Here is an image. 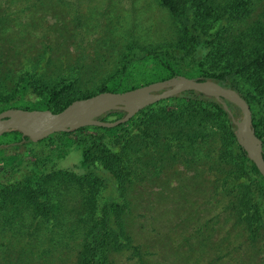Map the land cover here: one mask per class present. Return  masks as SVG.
Instances as JSON below:
<instances>
[{"label": "trees", "instance_id": "1", "mask_svg": "<svg viewBox=\"0 0 264 264\" xmlns=\"http://www.w3.org/2000/svg\"><path fill=\"white\" fill-rule=\"evenodd\" d=\"M157 1L179 25L181 38L177 44L129 50L117 73L91 94L75 96L67 93L70 85H64L30 98L34 92L28 77L15 96L0 100V112L8 108L58 112L77 99L105 91L124 92L177 75L212 79L224 82L248 104L255 135L262 140L264 158V22L257 21L251 27L260 49L248 64L236 60L216 71L209 67L211 55L228 56L217 47L219 34L245 16L239 12L227 14L225 8L215 4L216 0ZM233 8L239 6L229 10ZM217 20L219 24L215 26ZM245 73L250 81L248 86L241 80ZM166 106L171 110H165ZM228 106L237 112L234 106ZM122 116L121 111H111L100 119L113 121ZM182 120L209 122L214 127L213 134L216 130L222 137L225 154H221L220 162L210 163L214 166L208 171L215 176L210 183L202 162L205 143L209 144L205 135L194 130L193 135L189 131L162 135L155 128L160 122ZM161 141L166 142L167 148L156 153L152 170L146 167V152L142 156L130 153L136 145L144 144L148 150L150 145L156 146ZM72 150L80 153L78 163L67 169L57 167V162ZM168 152L174 153L172 157ZM220 166L222 172L217 170ZM216 171L222 173L223 185L215 184L219 180ZM113 181L117 196L109 198L108 186ZM173 181L184 194L189 188L196 189L193 184L196 181L199 186L211 189L214 196L221 194L224 185H232L227 182L236 183L240 189L231 203L232 212L238 214L250 234L255 235L262 227L264 178L236 143L221 106L197 92H183L161 100L113 128L87 126L52 134L35 144L18 131L4 133L0 136V264H114V254L130 249L138 254L128 228L131 223L127 212L129 207L134 210L143 203L126 199L130 191L141 189L135 199L151 196L153 202L144 204L155 207L160 188ZM70 184L78 185L81 191L85 188L92 191L90 199L83 197L90 210L71 213L73 205L62 209L59 198L69 191ZM202 189L193 190L192 194H205ZM103 196L107 203H102ZM4 211L10 216L2 217Z\"/></svg>", "mask_w": 264, "mask_h": 264}, {"label": "rangeland", "instance_id": "2", "mask_svg": "<svg viewBox=\"0 0 264 264\" xmlns=\"http://www.w3.org/2000/svg\"><path fill=\"white\" fill-rule=\"evenodd\" d=\"M215 4L225 8L227 14L239 12L245 17L219 34L217 47L228 56L220 58L212 53L209 67L217 71L236 60L248 64L260 49L251 27L257 21L264 22V0H216ZM235 5L239 8L229 10ZM218 24V20L214 22ZM180 38L179 25L157 0H0V100L15 96L28 77L34 92L30 98L64 85H70L67 93L75 96L95 93L117 73L129 50L172 46ZM247 75L241 79L245 86L250 83ZM164 109L171 110L167 106ZM155 128L162 135L177 131L193 135V130L204 134L209 144L205 143L202 162L209 183L214 181V174L209 172L214 165L210 163L220 162L225 149L219 131L213 134L209 122L169 121L157 123ZM166 148V142L161 141L148 150L144 144L136 145L130 153L142 156L146 152L145 164L152 170L156 153ZM79 159V151L72 150L57 162V167L72 168ZM216 173L219 180L215 184L223 185L222 173ZM114 183L108 186L109 198L116 195ZM193 184L196 189L189 188L187 194L178 189L176 181L158 189L155 207L144 204L153 202L151 196L135 199L141 189L130 191L127 201L143 203L134 210L129 207L127 212L133 245L138 246L141 257L133 249L126 250L112 256L114 264H264V219L252 235L231 210L240 187L227 182L232 185H224L221 194L214 196L211 189L196 181ZM199 188L205 194H192ZM68 189L59 198L63 210L69 205H73L69 211L74 213L90 210L83 197L90 199L92 191H81L76 184ZM104 196L102 203L106 202ZM3 213L2 217L10 216Z\"/></svg>", "mask_w": 264, "mask_h": 264}, {"label": "water", "instance_id": "3", "mask_svg": "<svg viewBox=\"0 0 264 264\" xmlns=\"http://www.w3.org/2000/svg\"><path fill=\"white\" fill-rule=\"evenodd\" d=\"M188 91L210 97L221 106L236 143L264 178L262 140L255 135L248 104L224 82L212 79L177 75L124 92L105 91L77 99L58 112L48 109L8 108L0 112V136L18 131L22 137H27L35 144L52 134L72 132L87 126L113 128L154 103ZM228 104L234 106L237 112ZM111 111H121L123 116L113 121L100 119Z\"/></svg>", "mask_w": 264, "mask_h": 264}]
</instances>
